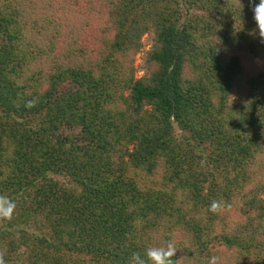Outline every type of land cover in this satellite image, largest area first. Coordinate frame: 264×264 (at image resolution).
Returning a JSON list of instances; mask_svg holds the SVG:
<instances>
[{"label":"trees","instance_id":"obj_1","mask_svg":"<svg viewBox=\"0 0 264 264\" xmlns=\"http://www.w3.org/2000/svg\"><path fill=\"white\" fill-rule=\"evenodd\" d=\"M257 4L0 0V264H130L169 243L179 264L185 242L191 264L214 244L260 263Z\"/></svg>","mask_w":264,"mask_h":264},{"label":"rangeland","instance_id":"obj_2","mask_svg":"<svg viewBox=\"0 0 264 264\" xmlns=\"http://www.w3.org/2000/svg\"><path fill=\"white\" fill-rule=\"evenodd\" d=\"M152 44H153V35L152 34H147V35L142 37V39H141V49H140L139 53L135 56V60H134V70H135L134 77H135V80L144 77V75L147 73V69H146V55H147L148 50L152 46ZM125 95H129L128 90L125 91ZM221 218L224 221H226V222H224V221L220 220L222 223H227V222L228 223L229 222H238V223H240V220H239L240 217L239 218H232L230 220L229 216L221 214ZM218 223L221 224L220 222H218ZM229 227L232 228V225L229 224ZM34 228L37 229L35 224H33L32 226L28 227V229L33 231V232L36 231ZM215 232L218 234L220 232H224V230H223V228H219V229H216ZM179 240L181 241L180 238H179ZM184 244H185V246L191 248L190 242H185ZM171 245L175 246L174 243H172ZM185 246L183 247V245H180V246L178 245V247H177V253H178V257H179V264H185L186 262L191 264V260L193 258L190 255L191 250L188 251L185 248ZM193 250H194V248H193ZM22 251H23V249L20 251V253ZM209 252L210 253L208 254V252L204 251V253L206 255L203 258V262H202V258H201V252H199L200 264H209L210 258L213 257V256H215L217 258L216 259V264H255L256 263L255 258H248L249 256H246L245 261L243 263L242 262L243 255L238 257L236 252L233 249L225 247L222 244H214V246H212L210 248ZM259 262L260 263H258V264H264V257H260L259 258ZM193 263H194V260H193Z\"/></svg>","mask_w":264,"mask_h":264},{"label":"clouds","instance_id":"obj_3","mask_svg":"<svg viewBox=\"0 0 264 264\" xmlns=\"http://www.w3.org/2000/svg\"><path fill=\"white\" fill-rule=\"evenodd\" d=\"M254 20L259 30L260 37L264 38V0H259V4L254 8ZM219 204L213 201L210 211L216 212ZM15 208V204L6 197H0V217L9 218ZM174 246L169 243L167 247L148 248L145 257L134 254L130 264H173L172 257L175 254ZM216 257L210 258L209 264H216Z\"/></svg>","mask_w":264,"mask_h":264}]
</instances>
